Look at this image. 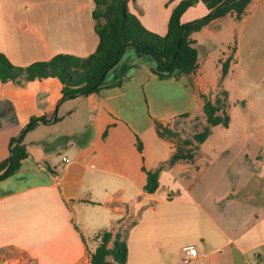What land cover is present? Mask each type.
Returning a JSON list of instances; mask_svg holds the SVG:
<instances>
[{
	"label": "crops",
	"instance_id": "1",
	"mask_svg": "<svg viewBox=\"0 0 264 264\" xmlns=\"http://www.w3.org/2000/svg\"><path fill=\"white\" fill-rule=\"evenodd\" d=\"M177 3L129 0L128 7L164 35ZM94 7L95 0H0V53L20 66L60 53L88 56L99 43ZM208 11L199 2L181 20ZM224 22L236 34L229 46L235 57L215 82L208 50L190 76L161 77L155 60L133 46L99 92L74 99L62 100L57 77L0 80L7 114L0 163L11 138L33 117L46 118L25 134L29 155L19 171L0 180V252L13 253L0 264H90L92 239L104 230L126 240V264H184L185 246L198 250L191 264H264V0H252L240 19L228 14L203 30ZM230 80L240 112L226 100L229 125L213 128L214 144L205 150L208 138L193 161L168 165L176 142L161 137L155 121L204 113L201 95L231 96ZM145 169H160L154 193L145 190Z\"/></svg>",
	"mask_w": 264,
	"mask_h": 264
},
{
	"label": "trees",
	"instance_id": "2",
	"mask_svg": "<svg viewBox=\"0 0 264 264\" xmlns=\"http://www.w3.org/2000/svg\"><path fill=\"white\" fill-rule=\"evenodd\" d=\"M202 2L208 8V13L192 21L183 23L182 15L191 6ZM252 0H178L172 10L166 34L156 33L141 22L129 11V0H95L93 17L96 20V32L99 43L95 52L88 56L60 53L49 60L37 61L27 66L13 64L9 58L0 53V80L29 81L48 77H57L63 84L62 100L74 99L79 96L99 92L108 72L117 65L129 46L136 49L137 55L151 56L155 60L153 72L161 77L190 76L197 71L201 55L207 53V45L200 44L194 35L213 20L231 14L237 19L249 12ZM232 57L223 63V76L228 72ZM226 91H220L216 99L202 94L203 109L207 124L196 132L191 139L183 143L175 141L177 132L167 123L156 120L159 135L176 142V149L166 161L174 165L178 161H193L196 151L219 124L229 125L230 117L225 111ZM4 106L13 111L9 101H3ZM7 110V111H8ZM6 110H0V118ZM185 113L182 116H188ZM11 119L15 120L12 116ZM40 122H46L45 117H33L21 134L11 138L10 156L0 163V180L17 173L22 161L28 157L25 134L35 128ZM180 140V139H179ZM139 150L142 146L139 143ZM147 182L145 190L154 193L160 185V169L146 170ZM90 249V264H126L129 257V247L119 233L99 231L92 239Z\"/></svg>",
	"mask_w": 264,
	"mask_h": 264
},
{
	"label": "rangeland",
	"instance_id": "3",
	"mask_svg": "<svg viewBox=\"0 0 264 264\" xmlns=\"http://www.w3.org/2000/svg\"><path fill=\"white\" fill-rule=\"evenodd\" d=\"M231 29H232V25L224 22L221 23L219 27H217L216 29L203 30L194 35V37L197 38L200 42L206 43L208 46L207 54L210 57V62L208 63V69H209L210 77L212 80H214V82L223 73V63L226 61L228 50H229V56L233 58L235 57L234 50H232L231 47L229 49L230 45L235 44L234 41L236 36L235 31L233 30L232 32ZM219 62H221V64H219ZM228 86L231 89V96L228 95L229 92L228 93L226 92L227 100L231 102V108L235 107V110L239 113L241 110L240 109L241 101H240V97L236 95L237 93H235L232 80H230ZM219 94H220V90H218V93L215 96V98L212 99L213 100L216 99V97ZM9 115H11L10 111H9ZM82 119L85 120V117L83 116ZM206 124H207V120L205 113H202L200 115L192 114L189 116L178 117L167 123V125L171 129L177 132L178 136H175L174 138L175 141L181 144L183 143V140H185L186 138L187 139L193 138V135L196 132L201 131ZM237 125H238V121H237ZM235 126L236 125L233 124L232 127ZM212 141L213 138H209V141L205 143L203 148H205V150L210 148L212 143L214 144V142ZM186 178L187 179L190 178L193 180L195 176L194 175L186 176ZM11 256H13V253H11L8 250L0 252V260L9 258Z\"/></svg>",
	"mask_w": 264,
	"mask_h": 264
},
{
	"label": "built area",
	"instance_id": "4",
	"mask_svg": "<svg viewBox=\"0 0 264 264\" xmlns=\"http://www.w3.org/2000/svg\"><path fill=\"white\" fill-rule=\"evenodd\" d=\"M68 161V158H65ZM183 263L191 264L198 257V250L193 246H185L183 248Z\"/></svg>",
	"mask_w": 264,
	"mask_h": 264
}]
</instances>
